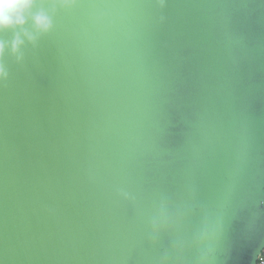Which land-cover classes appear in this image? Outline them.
Listing matches in <instances>:
<instances>
[{
	"label": "water",
	"instance_id": "obj_1",
	"mask_svg": "<svg viewBox=\"0 0 264 264\" xmlns=\"http://www.w3.org/2000/svg\"><path fill=\"white\" fill-rule=\"evenodd\" d=\"M0 63V264H255L264 0H34Z\"/></svg>",
	"mask_w": 264,
	"mask_h": 264
},
{
	"label": "clouds",
	"instance_id": "obj_2",
	"mask_svg": "<svg viewBox=\"0 0 264 264\" xmlns=\"http://www.w3.org/2000/svg\"><path fill=\"white\" fill-rule=\"evenodd\" d=\"M33 3L34 0H0V32L5 29L16 27L23 29V26L27 23L29 15H31L32 24L37 33L47 32L52 26L51 18L44 11L30 14V9ZM22 36L29 42H34L36 39V35L32 32L22 30L21 32L14 34L10 44L0 40V56L3 55L5 47H9L11 53L16 55V58L19 61L21 59L19 49L24 42L23 39H21ZM6 77L7 71L3 63H0V79ZM257 264H264V253H260L257 257Z\"/></svg>",
	"mask_w": 264,
	"mask_h": 264
},
{
	"label": "built area",
	"instance_id": "obj_3",
	"mask_svg": "<svg viewBox=\"0 0 264 264\" xmlns=\"http://www.w3.org/2000/svg\"><path fill=\"white\" fill-rule=\"evenodd\" d=\"M260 253H264V249H263ZM259 255H260V254H259ZM259 255H258V256H259ZM258 256H257V257H258ZM255 264H257V258H256V263H255Z\"/></svg>",
	"mask_w": 264,
	"mask_h": 264
}]
</instances>
